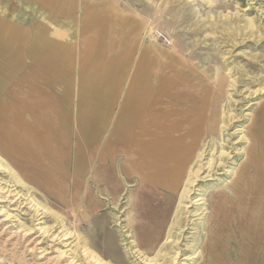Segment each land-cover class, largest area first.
<instances>
[{
	"label": "rangeland",
	"instance_id": "rangeland-1",
	"mask_svg": "<svg viewBox=\"0 0 264 264\" xmlns=\"http://www.w3.org/2000/svg\"><path fill=\"white\" fill-rule=\"evenodd\" d=\"M0 264H264V0H0Z\"/></svg>",
	"mask_w": 264,
	"mask_h": 264
},
{
	"label": "bare ground",
	"instance_id": "bare-ground-1",
	"mask_svg": "<svg viewBox=\"0 0 264 264\" xmlns=\"http://www.w3.org/2000/svg\"><path fill=\"white\" fill-rule=\"evenodd\" d=\"M141 99V98H140ZM108 100H109V98H108ZM150 100V99H149ZM152 102H154V101H152ZM149 103H150V101H149ZM146 105V104H145ZM150 108V107H149ZM145 110H146V108H145ZM178 123V122H177ZM180 123V122H179ZM139 124H141V127H144V124L143 123H139ZM151 126H153V125H159L158 124V122H153V123H151L150 124ZM168 125V124H167ZM134 126H135V124H134ZM162 126H164V125H162ZM163 129V128H162ZM139 131H142V132H140L139 133V136L140 137H136V138H134L133 140L135 141V142H140L144 137V134H143V132H145V130H143L142 128H140V130ZM143 137V138H142ZM162 138V137H161ZM166 139V138H165ZM168 140V139H167ZM171 141V140H170ZM152 144V143H151ZM164 144H166L167 145V143H165V141L164 140H160L159 139V141H157L156 143H154V145H153V148H152V157L151 158H153V159H156V160H159L161 163L166 159L167 160V158H166V155H168L169 154V152L166 150V148H165V146H164ZM168 153V154H167ZM173 153V152H172ZM169 157V156H168ZM169 160H171V158L169 159ZM184 167H185V165H184ZM184 169V168H183ZM112 180V179H111ZM8 187V186H7ZM2 188V187H1ZM10 188V187H9ZM6 191V190H5ZM5 191H3V192H5ZM9 192V191H8ZM11 192H13V191H11ZM12 196V195H11ZM7 197V196H6ZM2 198V197H1ZM4 198V197H3ZM12 198V197H11ZM5 200V199H4ZM6 200H7V198H6ZM3 201V200H2ZM16 201V200H15ZM19 202V201H18ZM13 204V203H12ZM18 204V203H17ZM14 205V204H13ZM19 207V206H18Z\"/></svg>",
	"mask_w": 264,
	"mask_h": 264
},
{
	"label": "crops",
	"instance_id": "crops-1",
	"mask_svg": "<svg viewBox=\"0 0 264 264\" xmlns=\"http://www.w3.org/2000/svg\"><path fill=\"white\" fill-rule=\"evenodd\" d=\"M101 94V92H99Z\"/></svg>",
	"mask_w": 264,
	"mask_h": 264
}]
</instances>
